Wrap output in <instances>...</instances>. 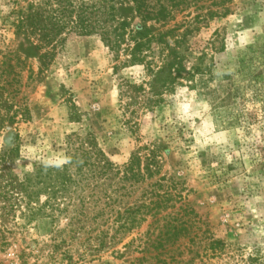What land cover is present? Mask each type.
I'll list each match as a JSON object with an SVG mask.
<instances>
[{
    "label": "rangeland",
    "instance_id": "obj_1",
    "mask_svg": "<svg viewBox=\"0 0 264 264\" xmlns=\"http://www.w3.org/2000/svg\"><path fill=\"white\" fill-rule=\"evenodd\" d=\"M147 1L172 7L165 24L143 21L132 0L116 4L134 28L174 27L189 65L202 56L207 67L163 100L145 67L123 65L98 34L70 35L43 55L34 37L6 22L14 6L0 0V169L10 150L14 175L35 163L62 164L73 134L93 137L119 165L140 147L153 150L203 229L226 243L223 255L188 264H264V0ZM16 203L0 188V264H139L135 238L146 224L100 246L88 235L57 236L50 218L26 223ZM188 241L176 244L185 260Z\"/></svg>",
    "mask_w": 264,
    "mask_h": 264
},
{
    "label": "trees",
    "instance_id": "obj_2",
    "mask_svg": "<svg viewBox=\"0 0 264 264\" xmlns=\"http://www.w3.org/2000/svg\"><path fill=\"white\" fill-rule=\"evenodd\" d=\"M116 1L24 0V4L22 0H10L14 7L6 22L14 26L16 34L34 37L39 49L45 47L43 55H53L57 45L70 35L98 34L123 65L145 67L152 78V94L162 100L184 81L206 71L202 56L198 63L189 65L180 51L183 37L175 34L174 27L158 31L144 24L134 28ZM132 2L145 22L165 24L171 17L172 7L164 3ZM8 59L1 64L8 65ZM12 152H5L1 158V194L6 202L12 198L18 201L15 205L26 223L50 218L57 236L66 234L76 240L88 235L86 240L95 237L100 246L107 240L120 243L146 224L145 231L135 238L142 253L136 259L139 264L149 259L156 264H188L204 253H225L226 243L203 229L202 224L207 223L187 201L179 182L161 174L153 150L140 147L128 162L119 165L107 157L93 137L84 140L73 134L68 137L66 162L35 163L23 175H14L7 165ZM9 206L13 207L5 208ZM62 219L66 224L60 228ZM184 237L190 243L187 260L176 246Z\"/></svg>",
    "mask_w": 264,
    "mask_h": 264
}]
</instances>
